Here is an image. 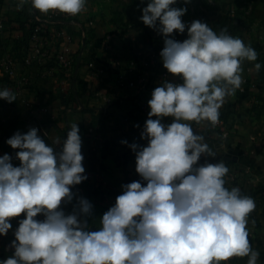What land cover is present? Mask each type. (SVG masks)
Instances as JSON below:
<instances>
[{
	"label": "clouds",
	"instance_id": "obj_1",
	"mask_svg": "<svg viewBox=\"0 0 264 264\" xmlns=\"http://www.w3.org/2000/svg\"><path fill=\"white\" fill-rule=\"evenodd\" d=\"M29 2L30 12L73 17L87 4L18 0L16 6L22 9ZM190 2L183 0L185 5ZM176 4L148 0L139 18L163 36V67L180 80H165L154 88L140 133L147 146L129 145L140 180L122 185V194L102 215L100 226L89 230L93 205L71 190L88 179L78 124L70 125L62 143L59 138L54 142L58 152L37 128L17 131L6 143L18 150L20 165L13 166L9 154L0 157V236L12 229V218H24L13 232L12 255L0 264H222L233 257L257 264L260 254L250 243L248 229L255 200L238 187L225 186L229 168L223 160L199 163L216 153L192 124H219L221 108L244 82L243 63L257 61L258 53L226 28L217 33L200 20L186 24L182 17L187 8ZM185 30L188 38L182 42L171 38ZM254 67L259 72L261 64ZM0 99L12 103L17 96L4 88ZM164 118L171 122L163 123ZM74 199L66 214L63 206Z\"/></svg>",
	"mask_w": 264,
	"mask_h": 264
},
{
	"label": "crops",
	"instance_id": "obj_2",
	"mask_svg": "<svg viewBox=\"0 0 264 264\" xmlns=\"http://www.w3.org/2000/svg\"><path fill=\"white\" fill-rule=\"evenodd\" d=\"M196 1L191 0L185 5L183 0H177L174 7L189 8L187 12L191 15L186 16L184 20L190 24L196 20L191 11L200 1V7L206 13H211L215 17L213 22L220 26L219 14L222 10L219 9V5L221 6L222 0ZM147 2L148 0H144L143 3L141 0L121 2L123 7L120 8H123L126 17L123 23L115 24L111 19L101 18L99 12L102 11L105 0L104 2L87 0L85 11L75 17L67 15L68 18L62 20L64 25L59 24L74 36L75 69L72 74L64 73L58 68L47 67L45 63L35 64L27 69L31 83L24 94L34 96L47 105L56 118L53 124L48 125L50 137L47 144L57 151L54 142L57 138L60 139V132L64 130L67 134L72 123L78 124L85 173H97L98 180L92 177L71 190L92 203L93 215L89 217V230L92 231L97 230L100 218L111 207L103 203L95 186L102 182L111 187L114 193L122 194V185L140 180L135 171V153L129 145L136 142L147 146V141L140 138V133L148 116L140 114L137 91L119 80L116 69L108 68L100 79L91 80L87 74L86 62L90 55H94L96 61L106 67L116 60L125 63L130 57H134L146 65L144 70L147 74V83L138 91L145 97H151L158 84L149 74L154 73V70L161 68L163 64L158 67V56L152 55L149 48L151 40L154 44L162 46L161 40L156 36L151 38L150 28L139 19L142 15L141 9L147 6ZM231 2L242 14L243 20H235V27L238 29L253 28L255 15L264 13V0ZM17 3L18 0H0V54L13 49L16 45L19 46L29 22L34 17L44 16L35 10L30 12V2L22 9L17 8ZM109 35L112 40L106 48L104 40ZM239 38L246 44L253 41L251 34L246 31H243ZM160 49L163 48L158 47V50ZM255 63L261 64L259 72L254 67ZM154 65L157 69H152ZM242 67L244 82L241 88H244L245 95H240L236 91L234 96L227 99L233 106L229 115L233 126L230 136L222 139L216 134H210L206 129L207 122L200 125L193 123L192 127L196 133L204 135L205 142L211 148H215L217 153L220 152L216 154L215 161L209 163H216L219 160L225 163L231 161L238 178L249 188L254 189L264 187V55L258 56L255 62L245 61ZM103 97H106L107 101H104ZM92 118L101 123V132L94 142L89 144L86 141L85 127ZM44 119L45 117L34 115L20 104L0 109V157L9 154L13 157V166H19L20 161L15 158L18 150L12 149L6 143L7 139L17 131L27 133ZM165 119L171 122L170 119L163 120ZM122 140L128 143L122 144ZM205 160L206 157H201L199 163L203 164ZM75 202L74 199L71 204L63 206L66 214L71 213ZM23 218L24 214H21L20 217L11 219L12 229L0 245V261L12 255L14 250L10 248V243L14 239L13 232L18 228L19 220ZM37 218L43 219L41 215ZM248 229L250 243L260 254L257 264H264V199L258 202L255 211L250 214ZM222 264H247V257H234L233 260Z\"/></svg>",
	"mask_w": 264,
	"mask_h": 264
},
{
	"label": "built area",
	"instance_id": "obj_3",
	"mask_svg": "<svg viewBox=\"0 0 264 264\" xmlns=\"http://www.w3.org/2000/svg\"><path fill=\"white\" fill-rule=\"evenodd\" d=\"M68 18L66 14L57 12H49L47 15L40 17L37 20L36 17L32 19L27 28L29 33L25 34L22 38V42L19 46H14L13 49L6 50L0 54V71L2 76L0 77V90L7 88L16 94V101L9 103L4 99H0V109L12 108L16 104H20L25 109L29 110L34 115L40 118L45 117L43 122H38L35 125L37 128L38 135L41 136L43 140L49 139V124H53L55 121V115L51 109L44 105L40 100L36 99L34 96H26L24 91L30 86V74L27 69L35 64L45 63L47 67L58 68L64 73H71L75 69V51H74V36L66 28L60 26L64 25L63 19ZM1 28V27H0ZM152 34L151 38L158 37L164 45L163 36L158 34L155 30L150 28ZM178 40L179 37L175 33L173 37ZM111 36H106L104 40V46L108 48L111 43ZM154 41L151 40L150 51L152 55H157L162 51L160 49H153ZM161 59V57H160ZM162 62V60H161ZM146 65L137 61L134 57H130L125 63L116 60L110 66H102L96 61L94 55H90L86 62L87 74L91 80L100 79L108 68L116 69L119 80L125 84L130 89L136 90L138 98L140 100L138 109L142 116H148L150 108L148 106V100H145L144 94L138 91L143 85L147 83V74L145 73L144 67ZM152 69H157L156 66ZM150 77L157 81L158 86H160L165 80L169 82L179 83L178 77L171 76L166 69L162 66L161 68L154 70V73L149 74ZM241 90H244L241 88ZM104 101H107L106 97H103ZM143 101V102H142ZM231 109L229 101L220 110V122L213 128L210 124L208 125V130L210 134H216L222 139H227L233 126L229 119L223 117L225 111ZM86 141L87 143H93L94 139L98 137L101 132V123L96 122L95 119H90L86 127ZM66 131L60 132V141L63 142V135ZM60 151V146L57 145V152ZM88 179L92 177L98 180L97 173L86 172ZM230 180L238 182V188L241 186V180L237 177L236 173L232 171L230 173ZM99 195L106 205L113 206L115 204L116 197L120 194L114 193L111 187L103 184L102 182L95 186ZM256 205L258 202L255 200ZM5 236H0V245Z\"/></svg>",
	"mask_w": 264,
	"mask_h": 264
},
{
	"label": "rangeland",
	"instance_id": "obj_4",
	"mask_svg": "<svg viewBox=\"0 0 264 264\" xmlns=\"http://www.w3.org/2000/svg\"><path fill=\"white\" fill-rule=\"evenodd\" d=\"M100 2H104V0H99ZM123 1L125 2V0H105V4L103 7H106V9H104L103 7L101 8L102 11H100L99 13L101 14V18L103 20H107V19H111L113 21V23L118 24V23H123L124 21V17H126V13L122 11L123 7L121 4V2L123 3ZM199 0H197L196 2H198ZM232 1V0H231ZM229 0H222V4L221 6L219 5V9L221 8L222 13L219 14L220 15V22L219 24H221L220 26L216 25L213 21L215 19V17H213L211 15V13H206L205 10L203 8L200 7V1L198 2V4H195V9H193L191 12H193L192 14L195 15L196 20H200L203 21L205 23H207L215 32L219 33V31L221 29L226 28L228 30V32L233 35V36H241L243 31H246V33H250L251 37L253 38V41L251 42V46L257 51L258 56L260 55H264V13H257V15H255V25H253V28H250L249 30H243V29H238L235 26L236 23V19H241L243 20V18H241L242 14L241 12H239V10L235 7V5ZM98 2V0H97ZM187 9H189L187 7ZM233 10V11H232ZM188 11V10H187ZM189 14L188 12H186V14L182 17V21L185 22L186 24H188V22L186 20H184L186 18V16L188 17ZM212 16V17H211ZM212 20V21H211ZM237 29V30H236ZM179 37V39L177 41L182 42L183 40L187 39V30H185V33L183 34H179L176 33ZM154 43V42H152ZM153 49L158 50V47L163 48V46H160L158 44H153ZM158 67H160L162 65L161 59H160V53H158ZM157 63V62H156ZM244 89V88H243ZM237 92L241 95H245V90H237ZM151 97L148 96L145 98V100H149ZM143 102V101H142ZM170 119V118H168ZM213 151L216 154H219L220 152L218 151V153L216 152L215 148H212ZM207 161H215V158L213 157H206ZM230 162V169H232V171H236V168L233 167V164Z\"/></svg>",
	"mask_w": 264,
	"mask_h": 264
},
{
	"label": "trees",
	"instance_id": "obj_5",
	"mask_svg": "<svg viewBox=\"0 0 264 264\" xmlns=\"http://www.w3.org/2000/svg\"><path fill=\"white\" fill-rule=\"evenodd\" d=\"M25 31H26V34H27V33H29L30 30H28V28H26ZM229 105H230L231 109L229 111H225L223 113V117L225 119H229V115H230V113L233 110L232 103L229 102ZM162 122L165 123V124L170 123V121L169 120H166V119L163 120ZM208 125L209 124L207 123V125H206V129L207 130H208ZM208 132H209V130H208ZM63 137L66 138L67 137V134H64ZM45 142L47 143L48 140L45 139ZM226 166L230 169V163H226ZM231 172H232V169L229 170V173L225 177V180H226V185L225 186L227 188H229V189H231L232 187H237V185L239 184L238 182H236L234 180H230V173ZM88 180L89 179L85 180V182H87ZM81 185H82V183H81ZM240 190H241L242 194L251 196L257 202H260V200L264 199V187H256V188L252 189V188H249L244 182H241ZM233 258H231L230 260H233Z\"/></svg>",
	"mask_w": 264,
	"mask_h": 264
}]
</instances>
